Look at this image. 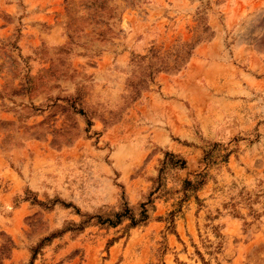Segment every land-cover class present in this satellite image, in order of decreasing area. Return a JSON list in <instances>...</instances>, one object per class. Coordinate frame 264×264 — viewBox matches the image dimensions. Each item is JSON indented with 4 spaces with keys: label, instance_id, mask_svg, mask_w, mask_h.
Segmentation results:
<instances>
[{
    "label": "rangeland",
    "instance_id": "1",
    "mask_svg": "<svg viewBox=\"0 0 264 264\" xmlns=\"http://www.w3.org/2000/svg\"><path fill=\"white\" fill-rule=\"evenodd\" d=\"M0 264H264V0H0Z\"/></svg>",
    "mask_w": 264,
    "mask_h": 264
},
{
    "label": "trees",
    "instance_id": "2",
    "mask_svg": "<svg viewBox=\"0 0 264 264\" xmlns=\"http://www.w3.org/2000/svg\"><path fill=\"white\" fill-rule=\"evenodd\" d=\"M131 224H133V223L131 222Z\"/></svg>",
    "mask_w": 264,
    "mask_h": 264
}]
</instances>
